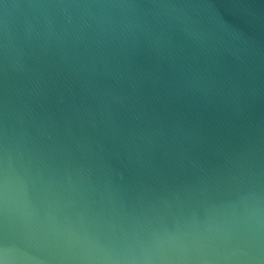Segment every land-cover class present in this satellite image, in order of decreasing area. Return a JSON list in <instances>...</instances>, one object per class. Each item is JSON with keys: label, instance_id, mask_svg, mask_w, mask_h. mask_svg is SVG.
Here are the masks:
<instances>
[{"label": "water", "instance_id": "obj_1", "mask_svg": "<svg viewBox=\"0 0 264 264\" xmlns=\"http://www.w3.org/2000/svg\"><path fill=\"white\" fill-rule=\"evenodd\" d=\"M0 264H264V0H0Z\"/></svg>", "mask_w": 264, "mask_h": 264}]
</instances>
